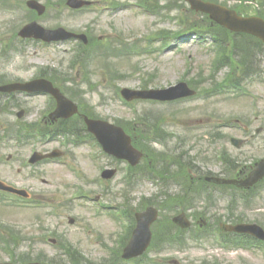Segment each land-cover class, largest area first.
Here are the masks:
<instances>
[{"label":"rangeland","instance_id":"obj_1","mask_svg":"<svg viewBox=\"0 0 264 264\" xmlns=\"http://www.w3.org/2000/svg\"><path fill=\"white\" fill-rule=\"evenodd\" d=\"M40 1L51 10L49 9L47 14L42 18H37L33 12L30 13L32 16L29 14L32 19L36 17L39 24L47 28L64 27L67 30L80 33L89 29L92 32L91 37H94L95 41L99 38L106 40L108 47L111 42L113 48L117 50V53H113L114 55L111 57L110 62L114 63L112 64L113 69H117L125 74L124 79L116 82L117 78L113 84H110L109 75L105 74L103 70L98 69L99 63L91 66V84L96 85L97 89L85 95V99L95 108L98 116L114 123L123 124L129 128L135 123V118H141L144 114H151L153 111H158V114H161L162 123L165 122L168 126V132L174 135L169 141V146H179L181 160L187 162L189 158H194L193 161L196 165L194 163L192 165L202 169L203 172L210 171L213 174H224L226 168L217 158L221 150L222 154L226 155L229 153L232 156L239 157L243 164L246 165L249 164L250 157L253 160H257L264 156V131L253 138V145L252 141H250L248 147H245L242 151L235 149L230 144V138L232 137L245 138L247 136L244 131V126L251 128V134H255V130L258 128L264 129V85L262 84H254L251 81L244 84L243 89H248L251 98L246 96L240 97L241 95H235L234 93L224 96L215 95L213 97H206L207 95L202 94L196 99L182 100L175 104H156L142 101L127 103L120 96L119 90L122 88L169 87L180 81H191L198 74L205 80L211 78L213 74L212 62L215 61L214 57L216 56V49L211 44L212 40L209 39L208 42H203L200 38H195L191 34L183 37L180 35L177 37L176 35L181 28L184 30L188 28L185 21L181 19L182 17L186 19L196 17V15L190 12L189 5L186 4L187 6L182 12L179 9L175 10L174 7L173 10L163 11L158 15L141 8L139 6V0H115L120 5L127 6L120 7L119 9H115V5H108L104 0H94L97 2L96 9L100 12L97 15L93 12L89 13L84 11L76 13L68 9L66 5L60 4V6L56 0H53L55 4H58L56 6L50 5L47 0ZM219 1L236 3L240 0ZM242 1L247 5L251 3L256 4L257 2V0ZM26 2L27 0L18 1L20 4ZM24 8V6L18 9L14 8L15 10L12 13L0 10V53L3 57L0 58V73L8 76H11L10 73H14L15 77H22L23 75L30 77L32 74L33 78L34 76H46L48 75L47 71L51 69L50 75L55 77V81L58 84L65 78L64 73H68L76 82L82 83L84 77L79 72V69L70 70L69 68L70 64H72L73 57L77 55L76 52H79V56L82 52H86V48L79 46V50L74 52L73 46L70 43L45 46L39 44V42H32V45L22 42L15 35V32L17 31L18 33L29 20V15ZM198 26L202 27L203 23L198 24ZM166 32H168L167 40L160 36V34ZM167 41L170 42L171 47L162 53L160 48ZM137 44L139 48L134 54H123L122 46L130 47L136 46ZM90 50L87 49V52H90ZM102 50L105 51L101 48L100 51ZM20 53H22V56H20ZM11 57H16L19 61L12 62L10 60ZM227 71L226 68L218 70L216 76L223 78ZM199 87H204V85ZM85 88L82 90L85 91ZM202 89L204 88L199 90L201 91ZM48 103L49 101L46 98L32 99V122L37 121L38 111H40L39 117L47 112L46 108ZM212 114L214 116L218 115L211 123L212 125H219L217 127V134L221 133L223 136L222 140L218 136L219 138L216 141L220 142L217 143H213L209 136V133L212 132L209 128L211 125L209 123V117ZM236 120H241L237 127L233 126ZM13 123L14 118H3V121H0V131L5 133L4 126L7 125L9 130ZM186 138L191 140L188 146H185ZM6 141L0 143V164H3L0 165V180L9 182V184L17 183L23 185L27 190L32 187V195H46L49 200L57 198L61 201L65 198L67 200L72 199L74 194L79 193L81 190L91 193L93 196H107L108 199L112 195L125 193L135 194L137 197L143 194L150 196L159 193L158 187L147 181L141 182L139 187L133 190L125 189L119 182L108 184L102 182L98 184L91 181L87 184L80 175L86 172L89 174L91 180H93L97 174V167L102 166L105 161L103 163L99 160L93 161L91 155L97 154L96 152L93 151V153L90 151L87 157V154L82 152L83 149H75L73 146L69 147V152L76 154L78 158L77 162L73 161L75 157H72V161L78 167L74 165V169L69 171L64 166L51 165L50 167H46L47 171L45 175L31 178L30 174L23 170H14L15 168H20V166L21 169L24 167L23 159L25 156L24 154L20 155V147H15L21 145L17 142L7 143ZM12 147H14L16 156L13 160L14 163L8 164V157L13 155L11 153L12 150L10 151ZM34 149L33 146L32 151ZM84 152H89V150ZM123 170L125 171V168ZM43 179L48 180V185H43ZM171 190L174 193L180 192V190L175 191L173 188ZM261 199L262 201H260L259 206L264 205V192L263 198ZM77 204V206H81L83 203L77 202ZM90 204L92 207L96 206V204ZM128 205L131 206V204ZM205 205L201 204V207ZM63 212L66 213V218L63 219L62 228L68 230L69 235H71V240L75 244L78 241L83 242L85 240L86 227L89 228L90 224L96 231L103 232L106 235L110 232L117 233L122 231L121 226L110 220L109 217H96L95 212H98L97 208L92 209V211L77 208L74 211L64 210ZM37 213L42 212L39 210L32 212L28 201L0 196V221L6 223L8 226L14 224L20 228L17 232H5L2 235L7 240L14 242L15 246L21 244L18 251L14 248L11 250V253L28 261L31 259L29 256L32 255V259L34 258V252H32V244H30L29 238L38 241L39 237H43V231L50 226H55L57 221L51 218V221L48 222L41 215L43 226H41L42 228L38 227L35 229L33 228L34 223L32 221L34 220V216H37ZM69 217H81V219L84 218L87 221L84 224L73 226L68 221ZM21 231H23V234ZM23 238H26V240L24 241ZM83 245H85V241ZM38 249L47 252L53 250L51 245H42ZM26 253L32 254L25 255ZM87 254L98 256L92 249ZM222 256L225 255L221 253L220 257ZM11 258V255L2 249L0 244V261L10 260ZM205 258H208L205 252L197 249L191 251L187 256L186 264H202L201 262ZM223 264H231V262H223Z\"/></svg>","mask_w":264,"mask_h":264},{"label":"water","instance_id":"obj_2","mask_svg":"<svg viewBox=\"0 0 264 264\" xmlns=\"http://www.w3.org/2000/svg\"><path fill=\"white\" fill-rule=\"evenodd\" d=\"M189 1L193 8L202 12L210 13L212 17L219 22H231L229 24V27H231L233 30L237 31H245L252 33L254 35L260 36L261 38L264 39V22L261 21H252V20H247L246 24H236V19L233 17H229V14L226 13L224 10L219 9L214 6H210L209 4H204L198 0H187Z\"/></svg>","mask_w":264,"mask_h":264},{"label":"flooded vegetation","instance_id":"obj_3","mask_svg":"<svg viewBox=\"0 0 264 264\" xmlns=\"http://www.w3.org/2000/svg\"><path fill=\"white\" fill-rule=\"evenodd\" d=\"M13 98L14 102H10L9 105L16 106L15 108L18 107H24L22 108V111L24 114L28 113L29 111L27 110V105L28 101L32 100V96H29L27 94H15V95H7V94H0V102L4 106L6 105V102L8 99ZM30 115V112H29Z\"/></svg>","mask_w":264,"mask_h":264}]
</instances>
